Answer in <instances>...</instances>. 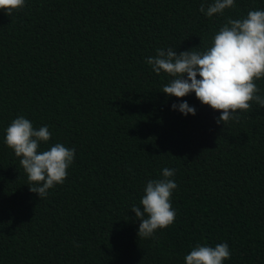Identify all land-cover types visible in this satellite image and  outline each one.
<instances>
[{"label": "trees", "instance_id": "16d2710c", "mask_svg": "<svg viewBox=\"0 0 264 264\" xmlns=\"http://www.w3.org/2000/svg\"><path fill=\"white\" fill-rule=\"evenodd\" d=\"M25 0L0 10V264H185L198 244L227 243L224 264H264V108L226 126L195 93L167 96L171 77L145 61L158 49L203 52L228 19L264 10L235 0ZM186 78V77H185ZM199 79V77H197ZM264 97V79L257 81ZM187 102L185 116L173 104ZM75 149L62 185L40 199L4 140L17 117ZM174 169V223L138 239L150 180ZM142 207V206H141Z\"/></svg>", "mask_w": 264, "mask_h": 264}, {"label": "clouds", "instance_id": "9594fccd", "mask_svg": "<svg viewBox=\"0 0 264 264\" xmlns=\"http://www.w3.org/2000/svg\"><path fill=\"white\" fill-rule=\"evenodd\" d=\"M24 6L25 0H0V10L7 16ZM234 6L235 0H214L207 9L202 3L199 11L212 17ZM145 62L156 75L163 72L171 77L162 89L164 94L179 100L195 93L202 105L221 113L216 123L226 126L229 121L239 119L238 111H249L253 101L264 108V97L257 95L260 91L257 81L264 79V10L249 11L242 19H228L203 52L189 50L177 54L169 47L158 49L156 55ZM172 109L185 116L196 114L195 108L186 101L173 104ZM51 135L48 126L34 129L28 119L20 116L7 127L4 140L20 158L19 163L31 185L30 192L40 199L65 182L68 168L75 159V149L61 143L40 151V145L46 144ZM174 174V169L164 168L162 179L148 181L140 201L142 207H132L131 211L140 221L138 239L154 238L157 230L174 223L176 213L171 197L178 188L172 179ZM230 257L227 243L215 247L198 244L186 255L185 264H224Z\"/></svg>", "mask_w": 264, "mask_h": 264}]
</instances>
